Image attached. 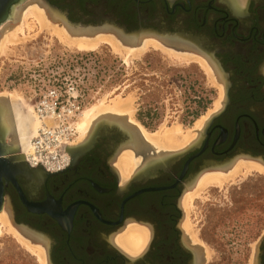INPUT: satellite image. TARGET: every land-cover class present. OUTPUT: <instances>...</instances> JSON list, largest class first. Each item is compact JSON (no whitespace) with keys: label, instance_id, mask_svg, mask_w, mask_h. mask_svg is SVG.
<instances>
[{"label":"flooded vegetation","instance_id":"af4514ba","mask_svg":"<svg viewBox=\"0 0 264 264\" xmlns=\"http://www.w3.org/2000/svg\"><path fill=\"white\" fill-rule=\"evenodd\" d=\"M46 1L83 27L184 40L215 64L223 82L207 134L185 152L123 178L116 158L129 135L114 129L61 172L18 174L27 203L13 182L5 184L12 222L43 237L49 264H209L204 228L214 235L233 211L254 212L250 224L261 228L264 181L239 178L228 190L208 186L192 200L188 195L237 162L264 165V0ZM238 184L246 186L229 191ZM131 225L147 233L137 253L118 243ZM257 257L264 264V234Z\"/></svg>","mask_w":264,"mask_h":264},{"label":"rangeland","instance_id":"374dc122","mask_svg":"<svg viewBox=\"0 0 264 264\" xmlns=\"http://www.w3.org/2000/svg\"><path fill=\"white\" fill-rule=\"evenodd\" d=\"M56 9L73 24L65 9ZM73 14L75 22H80L79 13ZM34 33L31 32L30 41L10 45L6 54H0V94L14 93L18 97L15 100L18 109L32 127L40 123L38 132L43 122L50 120H41L35 113V105L51 89L66 94L65 91L73 87V92L79 94L82 113L77 118L78 124L86 110L103 101L111 103L117 96L123 99L132 97L136 109L134 119L154 133L163 126L169 128L174 125L196 132L200 119L219 110L215 104L221 102L223 90H219V82L213 81L196 60L169 59L161 50L150 48L139 57L130 56V60L126 61L106 44L94 51H80L62 44L57 37L45 31L38 33V37ZM113 130V127L105 125L97 130L96 138L93 135L92 139L96 141ZM35 136L30 137L29 144ZM80 137L78 126L75 145L80 142ZM4 140L11 145V134H5ZM15 154L22 155L28 163L22 148ZM247 179L262 182L264 174L255 171L239 180ZM244 186L233 185L229 191L234 192ZM253 214L233 211L226 220L230 222L218 224L214 235L210 231L205 234V228L201 231L209 264H256V251L264 234V224L257 230L252 227ZM23 246L11 232H4L0 237V264H40L37 254Z\"/></svg>","mask_w":264,"mask_h":264},{"label":"bare ground","instance_id":"6f19581e","mask_svg":"<svg viewBox=\"0 0 264 264\" xmlns=\"http://www.w3.org/2000/svg\"><path fill=\"white\" fill-rule=\"evenodd\" d=\"M60 23L63 25L60 26ZM78 25L71 24L63 14L46 3L45 0H25L18 4L11 12L8 20L0 25V54H6L10 45L23 43L30 39V34L33 31L36 32L34 33L35 37H38L37 34L41 31H45L50 36L57 37L62 44L70 48H77L80 51H94L106 44L124 57L126 61L130 60V56L136 58L150 48H154L166 53L169 59L171 57L175 58V60L178 59V61H198L202 64L204 70L206 69L210 78L215 82H219V90L220 88L223 90V82L215 64L194 48L192 44L184 40L162 37L163 35L156 36L157 34H147V32L124 35V31L118 32L112 30L113 28H92ZM26 31L29 32L28 35H26ZM19 97L21 96L19 95ZM17 98L11 92L0 94V129L1 133H4V136L5 134H11L12 144L10 148H22L23 155L25 156L30 151V137L36 135L40 123L32 127V124L18 109L15 101ZM222 100L215 104L218 109L221 107ZM31 110L33 111V109H29V111ZM135 112L136 109L132 97L123 99L117 96L115 100H111V103L106 104L103 101L101 104L89 108V110L84 112L85 114L82 115L84 118L81 117L82 120L80 119L81 122L79 121L80 124H78L81 131L80 142H77L78 144L76 145L74 144L70 149L72 151L76 150V153L85 147L87 148L90 145V140H93V135L95 138L97 130L103 127V125H117L129 135L128 142L120 148L117 158L115 156L117 159L116 166L122 173L121 176L125 178L131 176L135 170H138L140 165L143 167L155 160L180 154L193 147L202 138L206 125L216 113L214 112L200 119L197 127H195L196 132H193L192 129V131L184 130L180 125H174L169 128L163 126L161 130H157L154 133L149 132V130L134 119ZM34 118L37 119V117ZM224 171L205 177L200 182V185H198L199 187L197 186L196 192L188 195L189 200H192L194 196L198 195L208 186L226 188L229 187L230 183H235L237 179L245 178L252 172L256 171L264 174V165L260 162L240 161ZM8 206L5 204L0 213V237L4 232H11L28 250L37 254L38 260L41 262L40 264H49L45 247L47 242L42 239L43 237L40 238L25 228L15 226L12 222ZM4 228H7L8 231H3ZM146 235V230L143 227L131 225L119 237L118 243L129 253H137L143 248Z\"/></svg>","mask_w":264,"mask_h":264},{"label":"built area","instance_id":"2783aa9c","mask_svg":"<svg viewBox=\"0 0 264 264\" xmlns=\"http://www.w3.org/2000/svg\"><path fill=\"white\" fill-rule=\"evenodd\" d=\"M73 87L63 94L51 89L35 105V113L44 121L41 129L31 140L26 155L31 167H41L55 173L65 170L71 156L68 149L75 143L78 134L77 118L82 113L79 94ZM34 164V165H32Z\"/></svg>","mask_w":264,"mask_h":264},{"label":"water","instance_id":"95a60500","mask_svg":"<svg viewBox=\"0 0 264 264\" xmlns=\"http://www.w3.org/2000/svg\"><path fill=\"white\" fill-rule=\"evenodd\" d=\"M25 0H0V25L8 20V18L11 15V12L13 9L18 6V4L24 2ZM46 3H48L50 6L57 8L56 6H53L51 3L45 0ZM130 33V34H136ZM126 33H124L125 35ZM129 35V34H127ZM215 116H213L208 124L206 125V128L204 130L203 136L207 134V130L212 123ZM106 126L113 127L114 129H120L123 131L122 128L118 127L114 124H105ZM103 125V126H105ZM1 128V126H0ZM124 132V131H123ZM125 133V132H124ZM127 134V133H126ZM202 136V137H203ZM96 138V137H95ZM95 143L94 140H90V145L78 152L75 153L76 150L72 151L70 148L68 149V152L71 157H79L83 155L87 150H89ZM11 145L5 143L4 140V133H1L0 129V213L3 210V207L5 205L4 202V188L5 184L10 182H13L18 188L17 179L16 176L21 173H27L28 171H32L35 168L31 167L25 160L22 155H16L15 153L18 152L19 148L11 149ZM192 148V147H191ZM190 148V149H191ZM189 150V149H188ZM15 154V155H14ZM20 190V188H19ZM21 196L24 202L27 203L26 198L24 197L22 191ZM257 264H262L261 259L257 257Z\"/></svg>","mask_w":264,"mask_h":264}]
</instances>
